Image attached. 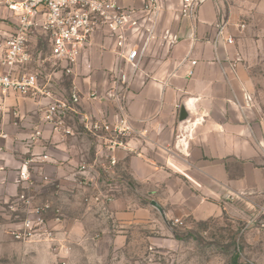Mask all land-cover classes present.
I'll return each instance as SVG.
<instances>
[{
    "label": "crops",
    "instance_id": "1",
    "mask_svg": "<svg viewBox=\"0 0 264 264\" xmlns=\"http://www.w3.org/2000/svg\"><path fill=\"white\" fill-rule=\"evenodd\" d=\"M159 1L150 37L145 29L131 36L140 46L146 42L136 66L117 57L115 38L100 28L74 75L55 73L54 96L68 98L73 84L80 92L79 113H70L65 122L74 135L63 137L43 121L49 98L0 90V200L16 198L23 189L17 180L25 160L46 154L45 161L27 168L39 186L35 199L60 210H112L135 222L152 210L159 214L150 204L155 201L167 221L225 213L247 225L256 218L264 223V0H202L192 17L182 16L181 0ZM117 3L137 10L143 0ZM15 20L0 8V44L14 32ZM226 35L232 43H226ZM118 70L128 80L125 100L135 132L129 149L115 152L112 178L119 189L114 200L84 203L83 197L95 191L91 185L105 177L101 164L93 163L98 155L106 163V150L102 139L83 131L79 114L112 119L116 103L108 93ZM90 92L99 97L88 98ZM36 128L41 137L30 143ZM54 225L55 240L31 244L36 250L28 263L63 261L74 227Z\"/></svg>",
    "mask_w": 264,
    "mask_h": 264
},
{
    "label": "built area",
    "instance_id": "2",
    "mask_svg": "<svg viewBox=\"0 0 264 264\" xmlns=\"http://www.w3.org/2000/svg\"><path fill=\"white\" fill-rule=\"evenodd\" d=\"M202 0H181L182 16L192 17L196 5ZM0 8H6L16 18L14 32L0 44V90L17 91L26 95L41 94L50 99L43 108V121L62 132V136L74 135V131L65 125L70 113H79L76 108L80 100V92L72 85L68 98H57L53 92V79L57 71L66 76L74 75L82 53L90 45L92 34L100 29H107L116 40V55L125 63L134 67L141 58L146 42L141 46L132 42V34L141 29L150 37L160 11L159 0H143L140 9H124L118 6L117 0H0ZM149 26H143L142 22ZM225 23L219 26L218 35H223ZM243 27V25H241ZM42 34L49 42V54L39 56L36 49L37 37ZM41 35V36H42ZM39 39L38 42H43ZM226 43H232V36H225ZM35 63L31 68L30 64ZM191 63H195L191 61ZM90 68V64H86ZM50 67V71H47ZM121 70L114 77L113 91L108 93L116 103V111L111 120H102L89 114H79L83 131L104 142L106 163L96 157L93 165L101 164L103 175L91 185L94 193L83 197L84 203L105 204L114 200L119 185L112 178L117 164L115 152L129 149L127 141L134 135L131 116L128 113L125 89L128 83ZM192 70L187 72L188 75ZM120 86V87H119ZM88 98L97 99L96 92H90ZM41 137V130L36 128L29 137L35 142ZM47 159V155L26 159L24 167L18 172L17 182L23 183V189L16 198L27 204L28 210L34 214L23 222L25 233L15 232L16 238L27 235H40L46 241L55 240V233L47 229L49 225L59 221V207L50 201L43 200L34 204L36 189L39 188L28 167ZM42 181L48 177L43 175ZM48 210L56 212L51 220H46L44 213ZM264 214V210L262 212ZM173 224H181L173 219ZM264 226V223L261 222ZM60 264H65L63 261Z\"/></svg>",
    "mask_w": 264,
    "mask_h": 264
},
{
    "label": "rangeland",
    "instance_id": "3",
    "mask_svg": "<svg viewBox=\"0 0 264 264\" xmlns=\"http://www.w3.org/2000/svg\"><path fill=\"white\" fill-rule=\"evenodd\" d=\"M40 39L39 56L45 57L49 46ZM28 206L17 198L0 200V264H30L28 256L36 250L31 244L46 242L34 233L29 239L15 237L17 231L26 232L23 222L34 217ZM55 214L48 210L44 217L51 220ZM136 218L140 221L128 222L112 210H59L56 224L71 223L75 238L60 257L65 264H264L260 218L247 225L223 213L206 220L186 218L181 224L168 221L170 229L155 210ZM55 226L47 229L55 232Z\"/></svg>",
    "mask_w": 264,
    "mask_h": 264
},
{
    "label": "water",
    "instance_id": "4",
    "mask_svg": "<svg viewBox=\"0 0 264 264\" xmlns=\"http://www.w3.org/2000/svg\"><path fill=\"white\" fill-rule=\"evenodd\" d=\"M181 115H182L181 118L184 117L183 114H181ZM150 204H151L154 208L157 209V211H158L159 214L161 215L163 221L166 223V225L169 226V223H168V221H167V218H166V215H165L164 210H163V209H162V208H161V207H160L155 201H151Z\"/></svg>",
    "mask_w": 264,
    "mask_h": 264
}]
</instances>
